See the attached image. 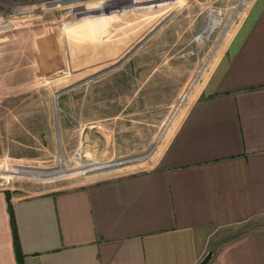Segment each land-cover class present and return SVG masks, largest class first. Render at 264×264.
Here are the masks:
<instances>
[{
	"label": "rangeland",
	"instance_id": "374dc122",
	"mask_svg": "<svg viewBox=\"0 0 264 264\" xmlns=\"http://www.w3.org/2000/svg\"><path fill=\"white\" fill-rule=\"evenodd\" d=\"M253 1L70 0L26 9L24 0H0V190L27 198L152 171ZM210 11L223 19L209 36ZM170 16L118 68L58 97V143L54 96L118 64ZM113 163L121 165L86 175ZM32 170L53 177L26 176ZM249 225L264 227V217ZM245 226L221 230L211 249Z\"/></svg>",
	"mask_w": 264,
	"mask_h": 264
},
{
	"label": "crops",
	"instance_id": "0c3cea01",
	"mask_svg": "<svg viewBox=\"0 0 264 264\" xmlns=\"http://www.w3.org/2000/svg\"><path fill=\"white\" fill-rule=\"evenodd\" d=\"M222 19L210 11L204 29ZM230 36L152 171L27 198L0 190V264H200L209 252L210 264H264V227L211 249L264 217V0Z\"/></svg>",
	"mask_w": 264,
	"mask_h": 264
},
{
	"label": "water",
	"instance_id": "95a60500",
	"mask_svg": "<svg viewBox=\"0 0 264 264\" xmlns=\"http://www.w3.org/2000/svg\"><path fill=\"white\" fill-rule=\"evenodd\" d=\"M171 18V16L169 18H167L165 21H163L161 24H159L147 37H145L141 42L140 44H138L131 52L129 55L125 56L123 59L120 60V62L114 66H112L111 68H108L92 77H89L81 82H78L77 84H74L60 92H58L55 96H54V121H55V130H56V136H57V142L59 143V125H58V107H57V99L59 96H61L62 94L68 92V91H71L73 89H75L76 87L84 84V83H87L89 81H92L116 68H118L121 64H123L127 58L132 55L137 49H139L147 40H149L165 23H167V21ZM121 164H114V165H111V166H108L107 168H105L104 170H100V171H92V172H89L88 174L86 175H91V174H94V173H99V172H102V171H107L109 169H113V168H116L118 166H120ZM32 173H29L27 172L26 173V176H35L37 177L38 179H49V178H52L53 176H51L49 173H37V171H30ZM37 174H40V175H37ZM58 176V175H56ZM213 256L214 254L212 252H209L207 254V256L200 262V264H210L211 260L213 259Z\"/></svg>",
	"mask_w": 264,
	"mask_h": 264
},
{
	"label": "built area",
	"instance_id": "2783aa9c",
	"mask_svg": "<svg viewBox=\"0 0 264 264\" xmlns=\"http://www.w3.org/2000/svg\"><path fill=\"white\" fill-rule=\"evenodd\" d=\"M66 1H70V0H24V6L26 7V9H28L27 7H32V5L36 6L38 3L39 6L45 5V8L54 9L58 5H60V2H66Z\"/></svg>",
	"mask_w": 264,
	"mask_h": 264
},
{
	"label": "trees",
	"instance_id": "16d2710c",
	"mask_svg": "<svg viewBox=\"0 0 264 264\" xmlns=\"http://www.w3.org/2000/svg\"><path fill=\"white\" fill-rule=\"evenodd\" d=\"M256 229H257V227L255 226V227H249L248 229H246V230H244L242 232L241 231L238 232L237 235L229 241V244L238 241L239 239H241L245 235L255 231Z\"/></svg>",
	"mask_w": 264,
	"mask_h": 264
},
{
	"label": "bare ground",
	"instance_id": "6f19581e",
	"mask_svg": "<svg viewBox=\"0 0 264 264\" xmlns=\"http://www.w3.org/2000/svg\"><path fill=\"white\" fill-rule=\"evenodd\" d=\"M114 164H118V163H113V164H109V165H105L103 168L98 169V170H93V171H100V170H104L105 168H107L108 166L114 165Z\"/></svg>",
	"mask_w": 264,
	"mask_h": 264
}]
</instances>
